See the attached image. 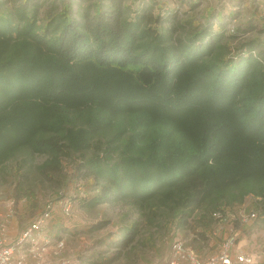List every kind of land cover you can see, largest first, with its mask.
<instances>
[{
  "label": "trees",
  "instance_id": "trees-1",
  "mask_svg": "<svg viewBox=\"0 0 264 264\" xmlns=\"http://www.w3.org/2000/svg\"><path fill=\"white\" fill-rule=\"evenodd\" d=\"M178 1L0 0V174L17 163L0 200L39 209L27 223L16 211L20 231L51 212V239L97 235L79 264L151 263L139 247L164 264L186 231L212 254L223 223L264 232V19L255 0L226 15ZM36 179L58 186L42 211ZM74 206L97 214L80 223Z\"/></svg>",
  "mask_w": 264,
  "mask_h": 264
},
{
  "label": "built area",
  "instance_id": "built-area-1",
  "mask_svg": "<svg viewBox=\"0 0 264 264\" xmlns=\"http://www.w3.org/2000/svg\"><path fill=\"white\" fill-rule=\"evenodd\" d=\"M25 202L26 200L17 204L15 200H8L0 208V264H79L78 258L67 254L65 239L53 240L45 233L44 228L52 218L51 212H45L27 229L20 231L15 240H11L10 232L16 219V211ZM60 205L63 215L71 218L72 204L61 202ZM215 216L221 218L220 213ZM237 216L245 224L255 217L254 214L248 216L245 208L239 210ZM230 218L235 219V215ZM225 227L229 225L223 223L213 232V237L221 238L220 245L214 253L208 255L198 253L187 242L177 237L171 244L169 258L165 264H253L252 256L239 247L237 233L225 230ZM260 253L264 257V252Z\"/></svg>",
  "mask_w": 264,
  "mask_h": 264
},
{
  "label": "rangeland",
  "instance_id": "rangeland-1",
  "mask_svg": "<svg viewBox=\"0 0 264 264\" xmlns=\"http://www.w3.org/2000/svg\"><path fill=\"white\" fill-rule=\"evenodd\" d=\"M43 1V0H41ZM59 1V0H58ZM164 1H170V0H164ZM175 3V0H171V2ZM76 3L78 5V3H80L79 5H82L83 7L87 6V2L86 0H76ZM186 5H185V4ZM180 4V9L179 13H184L185 11L189 10L188 6L190 4V0H184L183 1V6L181 3H179L178 1V5ZM206 5H213L216 7L217 11L221 10L225 15L228 14L230 12V10L234 9V4L232 0H203V4H201V6L196 10L197 13H201L203 11V9L206 7ZM254 6L257 7V19H264V0H255V2L253 3ZM251 11H254V7L252 8ZM233 27V26H232ZM231 27V28H232ZM45 157H37L36 158V164H41L42 162L45 161ZM16 170H17V163L16 162H10L7 164V166L5 167V170H3L0 174V179L2 181V183L0 184V196L1 197H6V195H8L9 193H11V181L13 180L15 174H16ZM35 191V195H39L38 198L37 196H34V200H37L39 202H41V204L39 205L40 207V211H42L43 208V203L41 200L42 198L41 195H45V196H49L51 195L52 191L58 189V186L53 182H50L48 180H42V179H36V181H34L33 183V187H32ZM38 188L39 190H42V193L38 192ZM83 187H79L78 190H81ZM74 188L73 191L70 194H74ZM4 204V201L0 200V208L2 207V205ZM25 207L26 205H22L19 206V210H18V215L17 216V220H19V218H23L24 215H27L25 213ZM124 209L122 208H114V209H109V214L110 216H114V217H118L121 213H123ZM39 212L38 211H33L31 213H28L29 215H27L25 217V219H23V221H25V223H27L29 221V216L32 214H37ZM74 216L76 217V219L80 222L85 224L87 220H91L92 218L90 217V215L92 216H96L97 211L96 212H92L90 213H85L83 211H80L79 209H77L76 206H74ZM89 217V219H88ZM17 220L15 219V223H16V227H18L17 224ZM54 222H52L50 225H48V228L51 230V227L54 226ZM54 231H56V227L54 226ZM252 232V226L250 224H248V226L244 227L243 229H239L237 236L239 238V245L244 246L245 248L243 249L246 253L250 254L253 258L254 263L253 264H264V257L262 255V253L259 252V250H262L264 248V232H257L254 234H249ZM255 232V231H254ZM151 233L154 235V238L156 240V243L158 245V248L160 251L163 250L164 247V243H163V238L166 237L165 235H160L158 236V234H163L164 231H156V229L151 230ZM158 233V234H157ZM248 233V234H247ZM213 235V233H212ZM86 236V237H85ZM85 236H73L70 237V239H68V252L67 254L69 255H73L76 258L78 256H83V257H88L94 253H97L100 248V246H97V244L95 243L97 235L95 236H89V235H85ZM179 238H181L183 241L187 242L189 245L192 243V241L194 240L195 233L192 231H186V232H182V234L180 233ZM215 240H213V247L210 246L211 250L208 251V253H214L217 249V247L220 245V241L218 240L217 237H214ZM173 241H170L169 244H171ZM164 246V247H163ZM191 246V245H190ZM140 248V252H142V256L145 257L147 260L151 261V263L149 264H158V262L161 261V257L159 255H157V253L154 250H150L148 247L147 248H143V247H139ZM193 248V247H192ZM83 253V254H82ZM134 258V257H133ZM169 255H167L165 257V262L164 264L168 261ZM85 259V258H84ZM88 259V258H86ZM135 260V258H134ZM85 262L83 264H89L88 260H84ZM118 264H128V262L126 260H122L120 263ZM135 264H146L143 260H135Z\"/></svg>",
  "mask_w": 264,
  "mask_h": 264
},
{
  "label": "crops",
  "instance_id": "crops-1",
  "mask_svg": "<svg viewBox=\"0 0 264 264\" xmlns=\"http://www.w3.org/2000/svg\"><path fill=\"white\" fill-rule=\"evenodd\" d=\"M12 226L13 227L11 229L10 236H11V240H15L18 237V235L20 234V229H19V227H16L15 221H13ZM239 247H241L242 249L245 248L244 246H241V245H239Z\"/></svg>",
  "mask_w": 264,
  "mask_h": 264
}]
</instances>
